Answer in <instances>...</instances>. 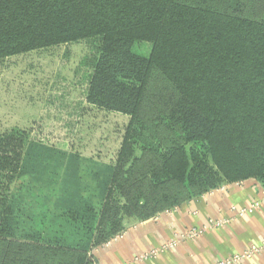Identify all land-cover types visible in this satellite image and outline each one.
I'll use <instances>...</instances> for the list:
<instances>
[{
    "label": "trees",
    "instance_id": "obj_1",
    "mask_svg": "<svg viewBox=\"0 0 264 264\" xmlns=\"http://www.w3.org/2000/svg\"><path fill=\"white\" fill-rule=\"evenodd\" d=\"M82 40L85 100L128 116L121 143L104 165L0 133V264H96L125 218L264 189V0H0V61Z\"/></svg>",
    "mask_w": 264,
    "mask_h": 264
},
{
    "label": "rangeland",
    "instance_id": "obj_2",
    "mask_svg": "<svg viewBox=\"0 0 264 264\" xmlns=\"http://www.w3.org/2000/svg\"><path fill=\"white\" fill-rule=\"evenodd\" d=\"M253 12L252 7L247 9L248 14ZM150 49L147 41L132 45V51L142 56ZM97 53L96 40H82L1 60L0 133L23 131L30 145L76 150L111 161L128 116L97 109L85 100Z\"/></svg>",
    "mask_w": 264,
    "mask_h": 264
},
{
    "label": "crops",
    "instance_id": "obj_3",
    "mask_svg": "<svg viewBox=\"0 0 264 264\" xmlns=\"http://www.w3.org/2000/svg\"><path fill=\"white\" fill-rule=\"evenodd\" d=\"M64 151L104 165L113 160ZM253 203L257 206L252 212L235 214ZM215 220L225 223L214 226ZM123 227L119 235L92 249L96 264H213L264 238V189L254 180L226 184L149 219L125 218ZM193 228L201 231L189 236ZM237 264H264V246Z\"/></svg>",
    "mask_w": 264,
    "mask_h": 264
},
{
    "label": "built area",
    "instance_id": "obj_4",
    "mask_svg": "<svg viewBox=\"0 0 264 264\" xmlns=\"http://www.w3.org/2000/svg\"><path fill=\"white\" fill-rule=\"evenodd\" d=\"M223 186H225V185H222V186H220V187H218L216 189H213V190H211V192H213V191H215L217 189H221V188H223ZM256 206H257V203H253V204H251L249 206L238 208L237 210H234V212H235L236 215L241 216V215H244L246 213L252 212L255 209ZM223 223H225V220L212 221V225H214V226H218V225H221ZM200 231L201 230H199V229H194L193 228V229H191L188 232V234H189V236H195ZM263 246H264V238L261 240L260 243L252 244L251 246H249V248H247L243 252L234 254L232 256H229V257L221 259V260H218V261H216L213 264H237V263L241 262L243 259L250 258L252 255L257 253Z\"/></svg>",
    "mask_w": 264,
    "mask_h": 264
}]
</instances>
